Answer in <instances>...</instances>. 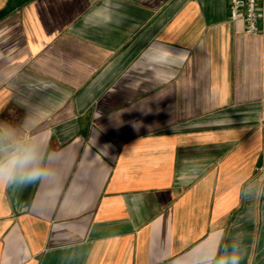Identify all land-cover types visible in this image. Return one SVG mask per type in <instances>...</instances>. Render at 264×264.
<instances>
[{"label":"crops","instance_id":"0c3cea01","mask_svg":"<svg viewBox=\"0 0 264 264\" xmlns=\"http://www.w3.org/2000/svg\"><path fill=\"white\" fill-rule=\"evenodd\" d=\"M228 7L0 0V122L51 153L0 187V264H196L238 233L264 264V20Z\"/></svg>","mask_w":264,"mask_h":264},{"label":"clouds","instance_id":"9594fccd","mask_svg":"<svg viewBox=\"0 0 264 264\" xmlns=\"http://www.w3.org/2000/svg\"><path fill=\"white\" fill-rule=\"evenodd\" d=\"M111 21V15L104 17ZM17 127L0 122V187L24 188L48 179L51 167L47 157L51 153L31 140L15 138ZM239 239H233L231 252L225 256L214 257L211 252L202 253L196 264H241L244 257V234L238 233Z\"/></svg>","mask_w":264,"mask_h":264},{"label":"built area","instance_id":"2783aa9c","mask_svg":"<svg viewBox=\"0 0 264 264\" xmlns=\"http://www.w3.org/2000/svg\"><path fill=\"white\" fill-rule=\"evenodd\" d=\"M228 10L231 20L243 21L246 33L260 32V24L264 20V7L260 0H229Z\"/></svg>","mask_w":264,"mask_h":264}]
</instances>
